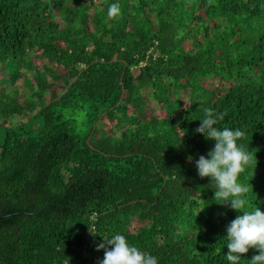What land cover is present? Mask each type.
Returning <instances> with one entry per match:
<instances>
[{"label":"trees","instance_id":"1","mask_svg":"<svg viewBox=\"0 0 264 264\" xmlns=\"http://www.w3.org/2000/svg\"><path fill=\"white\" fill-rule=\"evenodd\" d=\"M206 108L245 133L264 212V0H0V264H98L117 234L158 264H230L241 213L195 163Z\"/></svg>","mask_w":264,"mask_h":264},{"label":"clouds","instance_id":"2","mask_svg":"<svg viewBox=\"0 0 264 264\" xmlns=\"http://www.w3.org/2000/svg\"><path fill=\"white\" fill-rule=\"evenodd\" d=\"M118 14V4L108 8L107 15L110 18H115ZM204 113L201 124L195 131L208 140H214L215 146L208 153L210 158L201 155L195 161L198 175L201 179H211L215 200L223 201L221 204L230 203L233 210L241 213L226 228V259L230 264H239L243 255L250 249H255L258 254L251 258V264H264V212L258 207L245 211L248 204L247 188L238 182L239 176L255 162L256 157L238 145L237 141L245 135L243 131L215 127L224 120V113H217L211 108H206ZM188 160L191 162L193 157L189 156ZM96 250L104 252L98 264H158L154 256L130 245L121 234L104 239Z\"/></svg>","mask_w":264,"mask_h":264},{"label":"rangeland","instance_id":"3","mask_svg":"<svg viewBox=\"0 0 264 264\" xmlns=\"http://www.w3.org/2000/svg\"><path fill=\"white\" fill-rule=\"evenodd\" d=\"M19 84H20V83H19ZM19 84H18V85H19ZM81 114H83V113H81ZM78 119L81 121L82 117H78Z\"/></svg>","mask_w":264,"mask_h":264},{"label":"water","instance_id":"4","mask_svg":"<svg viewBox=\"0 0 264 264\" xmlns=\"http://www.w3.org/2000/svg\"><path fill=\"white\" fill-rule=\"evenodd\" d=\"M4 217H0V220L3 219Z\"/></svg>","mask_w":264,"mask_h":264}]
</instances>
